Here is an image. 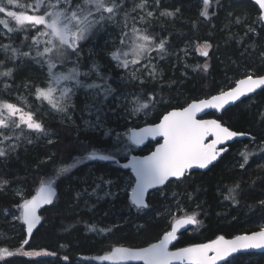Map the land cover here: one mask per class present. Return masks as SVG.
I'll list each match as a JSON object with an SVG mask.
<instances>
[{"label": "snow or ice", "instance_id": "obj_1", "mask_svg": "<svg viewBox=\"0 0 264 264\" xmlns=\"http://www.w3.org/2000/svg\"><path fill=\"white\" fill-rule=\"evenodd\" d=\"M201 5L199 16L211 21L213 16H217L220 9L231 7L227 5V0H199ZM259 13L256 19H250L244 13L234 15L227 12V19L236 25L246 28L245 35L258 36L264 33V0H254ZM211 8V12H210ZM132 11L137 12L134 20L138 19L149 23L153 20L159 21L164 18L168 22H175L181 15V8L176 5H167L162 0H133ZM127 20L128 13L125 0H0V39L7 38L10 41H19L18 47L11 45H0V54L4 55L0 59V85L5 89H11L15 83V77L21 74V64L25 59L30 64L38 65L39 68L46 69V83L43 87L35 84H25L24 88H30L37 100L46 102V106L55 113L61 114L65 119H70L68 113L74 109V97L79 89L92 90L93 107L97 115L95 120L97 126H102L100 113L102 112V101L98 100L100 91L103 90L104 98L116 93L117 89L112 88L106 82L87 83L81 77L88 78L90 73H96L98 79L104 80L99 75V69L95 64L88 72L78 70L79 59L82 52V42L94 38L100 32L113 24L119 23L120 18ZM10 22H14L10 26ZM127 24L121 28L116 41H113L115 50L109 53L112 60L117 62V67L128 70L133 66V70L127 74L129 81L137 80L138 77L134 66L147 70L148 79L156 78V66L152 64V53L156 52L159 59H164L167 55L165 38H158L144 29L133 27L131 33L126 31ZM259 29V32L257 31ZM264 39V37H262ZM191 43V42H190ZM212 47L207 40L197 48L200 55L208 57L209 49ZM26 49V50H21ZM11 53L8 55V53ZM17 60L20 63H17ZM72 64V67H67ZM151 65V67H150ZM185 67L189 65L185 64ZM209 65H197L194 71L202 70L207 72ZM58 69H64L58 71ZM39 70V69H38ZM144 84V80H139ZM264 88V75L253 77L246 75L243 79L235 81V87L228 90H221L217 95L208 99L197 100L189 103L179 110H172L162 116L159 123L145 127L139 132H133L131 139L134 144L140 145L148 137L155 139L162 137L163 143L155 151L145 158L133 157L131 167L135 171L134 187L131 188V202L125 203L128 214L145 213L151 208L150 200L146 196H151L149 189L155 190L157 194H164L165 187L172 183H180L187 179L193 169H208L210 165H215L223 153L227 152L226 147L229 141L235 137L244 135L231 131L225 127L220 120L197 118L199 113H204L208 109L226 110V106L241 101L242 97L249 93H255L257 89ZM15 90V89H12ZM115 98V97H114ZM158 97L150 93L123 94L120 101V110L126 111L130 116L140 113L147 115L151 108L156 106ZM242 102V101H241ZM116 107V105H113ZM25 128L30 130V134L37 137L47 138L49 144L53 143L45 129L44 124L36 118L32 111H25L17 104L7 100H0V161L10 159L16 154L21 144ZM111 134V130L108 133ZM211 138V139H210ZM116 139L122 142V137L117 133ZM254 139V138H253ZM31 139L27 143H31ZM225 145V147H220ZM117 147L116 151L119 152ZM86 155L75 159L69 167H61L55 172L54 178L35 180L37 188H33L27 180H20L15 173L0 172V211L5 216L9 215L8 208L4 207V202L14 206L20 215L12 213L13 219L23 221L27 226L26 235L32 234L34 226L40 222L41 215L38 212L43 208L48 211L57 208V189L66 180H71L69 173L77 165L85 161H116V154H98L93 149H85ZM244 156L243 163L239 165L241 169L248 163L247 156ZM264 159V155L260 157ZM53 170L57 162L53 157ZM127 168L129 165H123ZM74 174V173H73ZM59 181V182H57ZM23 185V187H18ZM17 186V187H14ZM131 186V184L129 185ZM239 188V185L236 186ZM127 192V188L121 189L120 185L112 179L99 177L94 180L91 190L81 188L77 184L73 189L76 199L82 200L88 206L89 201L95 197L97 201L101 199L98 190L104 193L105 197L115 198L119 191ZM236 189H228L225 200H232L238 203L233 193ZM264 206V201L260 202ZM177 204H179L177 198ZM95 206L94 204L92 205ZM199 207V206H198ZM199 213L194 212L183 218H175L172 213L169 216L170 222L163 231L159 242L147 248L114 247L108 254L97 257L101 261H131L142 260L145 264H171L174 258L179 261H186L187 264H233V261L240 256L250 255L252 250H260L264 253V229L252 233L237 235L232 239H225L219 236L204 244H197L191 247L179 249L175 252L168 251V245L176 240L178 232L187 230L186 226L199 225L201 221L197 219ZM143 218V217H140ZM124 215H121V220ZM92 232H112V228H99L94 225L89 228ZM28 240L23 239V244ZM17 255L32 256L31 252L12 251L5 247L0 249V260L8 264L6 257ZM39 256L40 253H35ZM65 260L68 257H64Z\"/></svg>", "mask_w": 264, "mask_h": 264}, {"label": "trees", "instance_id": "obj_2", "mask_svg": "<svg viewBox=\"0 0 264 264\" xmlns=\"http://www.w3.org/2000/svg\"><path fill=\"white\" fill-rule=\"evenodd\" d=\"M125 3L127 18L137 16V12L132 11L133 0H125ZM162 3L181 8V15L175 22L160 18L158 22L153 20L146 24L145 21H138L136 25V28L140 29L147 27L148 31L156 37L167 40L165 46L168 50L167 59L154 58L152 60V64L153 61L160 60L154 63L158 79L148 80L137 87L136 84H124L118 81L114 75L110 78L104 75V80L95 76L101 84L106 82L112 88L117 89L115 94L150 93L158 97L155 110L148 111L147 115L140 113L134 116L136 118L131 121L133 127L156 123L170 109H181L194 100L209 98L219 93L228 84L230 89L235 86V81L244 78L250 70L254 71L253 76L264 75V39H262L264 33L258 36L251 34L246 36V28L233 24L226 18L227 12L231 11L234 15L244 13L250 19H256L259 13L254 3L249 0H227V5L231 7L226 6V10L220 9L218 15L213 16L211 21L199 16L201 7L199 0H162ZM257 31L259 32V29ZM205 40L212 45L208 57L201 56L197 51L199 45ZM189 44L196 45L195 51L185 58L184 51ZM0 45L19 46V41L8 43L7 39H0ZM0 59H3L2 54H0ZM90 61L91 64L93 62L105 64L103 55L92 57L87 55L80 67L82 72L83 70L88 71ZM17 63L20 61L17 60ZM185 63L189 67L186 68ZM205 63H209L207 72L199 69L193 70L197 65ZM27 65L31 64L24 62L20 67V70H27L26 74L16 76L11 89H5L0 85V92L5 90L6 93H20L30 89L24 88L23 85L40 83L41 81L35 83L30 81L35 78V72ZM87 93L90 94L80 92L76 96L74 109L69 111L71 118L68 120L63 118L65 121L54 117L48 107L36 108L39 113L37 119L54 134L53 143L49 144L47 140H40L34 135L23 139L15 155L10 159L0 161V172L15 173L18 179L27 180L35 189L38 187L35 180L52 178L59 168L69 167L75 159L86 155V148L88 151H92L95 147L105 151L115 148L116 134H119L121 128L125 127L122 125L125 121L123 115L120 114L122 111L101 106L103 109L100 113L102 126H97L95 120L97 112L91 102L86 99ZM110 97L114 98L113 95ZM22 98L28 99L27 96ZM13 103L26 110L32 109L31 106L24 107L21 98ZM110 113L113 114L110 115ZM211 116L219 119L232 131L252 135L253 143H257L258 147H264V90L228 109L221 116L216 114H211ZM109 130H111L110 135L106 134ZM28 139L32 141L30 144L27 143ZM249 142L250 140L235 143L221 161L209 171L193 173L183 182L166 186L164 194H157L155 191L151 193L149 197L151 208L146 210L147 215L144 213V215L137 216L135 220L138 219L140 223L136 227L128 224L119 225L117 231L112 234V238L117 239L118 243L123 241L134 247L155 243L159 240L158 237L161 238L164 228L168 225L169 211L173 212L179 206L187 209L184 213L180 212L179 216L196 212L199 213L197 219L201 223L193 233L182 235L174 246L176 249L208 243L219 236L233 238L239 234L260 230L258 225L264 223V206L260 203L264 201V167H257V155L249 157L243 169L234 166L232 161L234 156L242 159L237 148L241 143L249 144ZM119 144L120 142L117 145ZM148 147H153V144H149ZM140 153L149 152L140 151ZM49 157L57 161L54 170L53 161L49 160ZM104 172H107L104 164L95 168L89 167L86 163L84 166L83 164L77 165L69 173H64L63 176L71 175V180L64 182L68 185V190L65 191L60 186L58 207H49L48 211H43V223L26 247H23L21 242L26 239L24 225L21 223V230H15L13 233L14 231L6 226L4 213L0 211V249L7 247L12 251H17V244H20L19 248L25 250V253L45 251L33 258L22 255L6 257L8 264H90L88 261L79 260L80 256L95 255L97 248L100 247L93 239L95 232L89 231V228L96 218L99 219L100 216L97 213H108L114 208H101L100 205V210L96 212L86 210L80 207L81 201L76 199L73 189L77 184L81 188H86L87 181H93V177H101ZM107 176L109 175L103 177L109 179ZM237 185L239 188H236ZM18 187H23V185ZM228 189H236L233 195L238 203L224 199L229 194ZM177 198L179 204H177ZM4 207L12 206L4 202ZM90 209L94 207L90 206ZM159 213L161 215L157 217ZM64 257L68 259L65 260ZM0 264H5V262L0 260ZM233 264H264V254L243 255L233 261Z\"/></svg>", "mask_w": 264, "mask_h": 264}, {"label": "rangeland", "instance_id": "obj_3", "mask_svg": "<svg viewBox=\"0 0 264 264\" xmlns=\"http://www.w3.org/2000/svg\"><path fill=\"white\" fill-rule=\"evenodd\" d=\"M23 2H24V0H21V3H23ZM212 2H215V0H213ZM138 21H141V20H138V19L134 20L133 17H130V19L127 18V20L125 21L121 17L119 23H113V24L109 25L106 28L105 31L100 32L94 38H90L88 41L82 42V52H81V56H80V59H79L78 70L80 72H82L81 68H80V65L83 63V61H84V59H85V57L87 55H89L90 57H92L94 55H96V56L103 55L104 58H105V64L104 63L103 64L102 63L97 64V63L93 62L92 64H90V68H89V69H91L93 64H95L97 66V68L99 69V75L100 76L104 77V75H115V77L117 78L118 81H122L124 84L125 83L133 84V85L136 84L137 87H139L141 85L139 83V80H144V83L147 82L148 80H151V79H148V77H147V70L143 69V68H140L139 65H136L134 67L136 69H139L136 72V75H137L138 79L129 81L128 78H127V74L133 70V66H130V68L128 70H125V69H122L120 67H117V62L112 60L110 55H109V53L111 51L115 50L114 47H113V41L117 40L118 35L120 33V30L124 26V24L125 23L127 24V28L125 30L128 31L129 33H131V29L133 27H136V25H138V23H137ZM12 24H14V22H10V26H12ZM4 39H7V38H3L1 40H4ZM7 42L8 43H15V41H10L9 39H7ZM12 47H18V46L12 45ZM195 47H196V45L192 46L191 44H189L188 48H185L184 57L186 58V56L187 57L191 56L192 52L195 51ZM22 50H26V49H22ZM167 54H168V52H167ZM151 55H152L153 58H158L159 59L158 54L156 52H153ZM185 58H183V60H186ZM158 59H157V61H153V64L160 62V60H158ZM164 59H167V55L165 56ZM207 64L209 65V63H207ZM27 66L31 67L30 69H32L33 72H35V78L30 80V81L35 83V82H38V81L42 80V78L45 77V72L46 71L45 72L43 70L41 71V68H39L38 65L31 64V65H27ZM72 66H73L72 64H68L67 67L70 68ZM150 67H151V65H150ZM89 69H88V71H89ZM44 70H46V69H44ZM62 70H64V69H58V71H62ZM26 71H27L26 69H21L20 70L21 74L25 73ZM88 71H84L83 70V72H88ZM253 74H254L253 70H250L247 73V75H252V76H253ZM95 76L97 77L96 73L93 72V73H90V76L88 78L81 77V79H84L85 82H87V83H92V82L101 83V82L97 81ZM157 79H158V76L156 75V78L154 80H151V81H156ZM36 85L40 86L39 83H37ZM43 85H45V83L42 84V87H43ZM228 87H229V84H228L227 87H225V88H223L221 90H228L229 89ZM2 89L4 90V88H2ZM99 91H100V96L97 97V99L100 100L102 98L101 99V101H102L101 106L107 107V108H110V109H114V110H118V111L120 110V101L122 99V93L121 94H119V93L115 94L114 93L113 96L115 98H111V97L109 98V96H108L107 99H105L104 98V94H103V90L101 89ZM80 92H89V93H91V95L89 96V100H90L91 104L93 105L92 90H88V89H83L82 88V89H79L77 91V95ZM0 93H1L0 100H7V101L13 103L15 101H18L21 98L24 101V103H28V101L24 100L22 97L29 96L30 100L36 106L38 105L39 102L41 104H43V108L46 106V102H43V101L35 99V94H34V92L31 89H27V90L22 91L20 93L19 92L6 93L5 90L3 92H0ZM75 102H76V97L74 98V104H75ZM113 105H116V107H113ZM43 108H41V109H43ZM48 109H49V107H48ZM24 110L25 111L34 112L35 115H36V118H37V116L39 114L37 112V110H26V109H24ZM151 110H155L154 107L151 108ZM52 114H53L54 117H57L58 119L62 118V119H59L60 121H65L63 119L64 118L63 115L55 113L53 111H52ZM112 114L113 113H110V115H112ZM120 114L123 115V117L125 118L126 122H129L127 124L124 121L123 124H122L123 126H125V127L121 128V131L119 133V135L122 137V142H120V144L117 145L118 144V141H117L116 147L112 148L111 150H108V151H105L102 148H96V147L93 148V149L97 150L98 154L115 153L116 154V158H118L120 160H126V158H128L130 156V154H132V153H134L136 151H146V152L147 151L148 152L152 151L153 147L137 148V147H135V146H133L131 144V142L129 140V131L133 127L131 125V121L133 119H135L136 117L128 115V113L126 111H122ZM68 116L71 118L70 113H68ZM46 131L49 134L48 138L52 139L54 134L52 132L48 131L47 129H46ZM31 136H32V134H30V130H27L25 128L24 134L22 136V140L25 139V138L31 137ZM34 136H36V135H34ZM39 138H40V140H43V141L47 140V138H45V137H39ZM152 144H153V142H152ZM117 147L120 149L119 152L116 151ZM237 149L239 150L238 154H239V156L242 157V159H238L236 156H234L233 160H232L234 166H239L241 163H243L244 156H242L241 153H244V155L247 156V159L249 157H253V156L257 155V162H258L257 167L258 168L259 167H264V159L260 158L262 155H264V147H258L257 143H253V141H250L249 144L241 143L240 147H238ZM86 163L88 164L89 167L93 166L95 168H97L99 165L104 164V166L106 167V171L107 172H104L101 175V177H103L105 175H109L107 177H109V179H112L117 184H119L121 189L127 188V192L119 191L117 189H114V191H119L118 196L115 197V198L105 197L104 193L102 191L98 190V194L101 197V199L99 201H97L96 198L93 197L89 201V205L88 206H86L83 203L82 200H79V201H81L80 202V207H82V208H84L86 210H92V211L96 212V211L100 210L99 209L100 205H101V208H103V207L107 208V209L114 208L112 211H110L108 213H103V212H101L100 214L97 213V215H99L100 217H99V219L96 218L95 222L93 223V225L97 229L105 228V227L113 229L112 232H105V233H99L98 231L95 232V235L93 236V239L97 242V244H99V246H100L99 248H101V249L97 248L98 251L96 252V254H99V255L105 254L106 252H109L110 250H112L116 246H124V245L130 246V245L126 244L123 241H120L118 243L117 239H113L112 238V236H113L112 234H114V232L117 231V229L119 228L118 227L119 225L120 226H123V225L125 226V225L128 224L130 226H135L136 227L138 225V223H140V222H139L138 219L137 220H135V219L137 218V216L144 215V213H138L137 214V213H135L134 210H133V213L128 214V208L125 206L126 201H127V203H130L129 193L131 192V188L134 185V183H131V182H133L135 180L134 177L128 171L124 170L122 168V166H120L118 164H114L111 167L112 163H105V161H85L83 163V166L86 165ZM99 177L100 176L93 177V181L97 180V178H99ZM52 178H54V176ZM46 179H51V177H47ZM93 181L89 180V181L86 182V188L87 189L91 190V186H92ZM130 184H131V186H129ZM67 186L68 185H65V184L61 185V187H63L65 191L68 190ZM59 188L57 190L60 193ZM93 204L95 205L94 209H90V206H92ZM185 211H187L186 208H184L183 206H179L177 209L173 210V212L172 211H169V212H170V214L174 213L175 214V218L179 219L181 217H184V216H179V213L180 212L184 213ZM8 212H9V215H7V216L4 215L5 216V220H6V226H8L11 230H13L14 231L13 233H15V230H21L20 224H21V220L22 219L21 220L13 219V216L11 215L12 213H15L17 216H19L20 212L14 206L8 208ZM122 214L124 215V219L123 220H121V215ZM160 215H161V213H159L157 215V217H160ZM189 215H191V214H189ZM169 222H170V219L168 218V222L167 223H169ZM3 224H5V223H3ZM166 228L167 227H165L164 230ZM258 228L259 229H263L264 228V223H261L260 225H258ZM193 231H196L195 228L192 229L191 231H189V233H193ZM123 235H125V233H123ZM123 235H122V237H124ZM21 242L23 243V240ZM19 246H20V244H17L18 250L24 252L25 250H23L22 248H19ZM100 250H103V251L100 253L99 252ZM37 252L42 254L41 251H31V253H33L32 256H27V255H22V256H27L28 258H33V257L37 256V255H35V253H37ZM80 261H82V260H80ZM88 262H90V264H97V263L91 262V261H88Z\"/></svg>", "mask_w": 264, "mask_h": 264}, {"label": "water", "instance_id": "obj_4", "mask_svg": "<svg viewBox=\"0 0 264 264\" xmlns=\"http://www.w3.org/2000/svg\"><path fill=\"white\" fill-rule=\"evenodd\" d=\"M249 1H251L252 3H254V0H249ZM255 4V3H254ZM257 7H258V5H256ZM253 77H256V76H253ZM243 79V78H242ZM235 87V86H234ZM264 90V88H261V89H257V91L255 92V93H249L247 96H245V97H242L241 98V101L242 102H244L245 100H248L249 98H252V97H254L256 94H258L259 92H261V91H263ZM218 94V93H217ZM217 94H214V95H217ZM214 95H212V96H214ZM210 98V97H209ZM202 99H208V98H201V99H198V100H202ZM194 101H197V100H194ZM241 101H237V102H235V104H233V105H230V106H226V110H215V109H208V110H206L204 113H199L198 114V116H197V118L199 119V118H204V119H217V118H215V117H209L211 114H216V115H218V116H221L224 112H226L228 109H230V108H232V107H234V106H236V105H238V104H240V103H242ZM193 102V101H192ZM191 103V102H190ZM186 107V106H185ZM180 109V108H179ZM179 109H175V110H179ZM172 110H174V109H172ZM172 110H170V111H172ZM217 120H219V119H217ZM160 121H158V122H156V123H159ZM221 122V121H220ZM156 123H154V124H156ZM154 124H149V125H146V126H143V127H139V128H134V129H132L131 131H130V137H129V139H130V142L134 145V146H136V147H139V148H144L145 146H147L149 143H151V142H157V141H161V143L160 144H162L163 143V138L162 137H156L155 139H153V138H151V137H148V138H146L145 140H144V142L142 143V144H140V145H136V144H134L133 143V141H132V139H131V134L133 133V132H139L141 129H143V128H145V127H149V126H152V125H154ZM225 126V125H224ZM225 127H227V126H225ZM232 131V130H231ZM236 132V131H235ZM237 133H239V132H237ZM244 135H241V136H237V137H235L232 141H229L228 143H227V145H226V147H227V149H228V151L227 152H225V153H223L222 154V156H221V158L217 161V162H215V165L219 162V161H221V159L230 151V148H231V146H233L235 143H237V142H243V141H246V140H254L253 138V136L252 135H250V134H246V133H243ZM211 139V138H210ZM159 146V144L155 147V149L157 148ZM220 147H225V145H221ZM155 149L152 151V152H150L149 154H146V155H140V154H132V155H130L122 164H121V166H122V168L124 169V170H126V171H129L133 176H134V178H135V171H134V169L131 167V165L133 164V157H137L138 159H143V158H145V157H147V156H150L154 151H155ZM103 155H106V154H103ZM118 160V158H116V161ZM105 162H111V161H105ZM123 165H129V167H127V168H125V167H123ZM213 167V165H210L209 166V168L208 169H193L192 170V174L193 173H196V172H200V173H205V172H207V171H209L211 168ZM133 187H134V185H133ZM155 190H153V189H149V193L151 194V193H153ZM57 192H58V190H57ZM59 193V192H58ZM129 197H130V201H131V192H130V194H129ZM146 200H149V196H146ZM45 207H50V206H45ZM43 210V208L38 212V214L39 215H41V211ZM42 217V216H41ZM181 218H183V217H181ZM41 224H42V218H41V220H40V222L39 223H37L35 226H34V228H33V231H32V234L30 235V236H28L27 235V240H28V243L27 244H25V245H28L29 243H30V241H31V239H32V237H33V235H34V233L37 231V229L41 226ZM198 225H192V226H186V228H187V230H181L180 232H178V234H177V239L176 240H174V241H172V243H170L169 245H168V251L169 252H175V251H178L179 249H183V248H174V246H175V244L180 240V238L182 237V235H184V234H186V233H189V231H191L192 229H194V228H196ZM26 228H27V226H26ZM264 229V228H263ZM261 230V229H260ZM259 231V230H258ZM254 232H256V231H254ZM252 233V232H251ZM243 234H245V233H243ZM250 234V233H249ZM239 235H241V234H239ZM234 238V237H233ZM225 239H232V238H226L225 237ZM216 240V239H215ZM159 242V241H158ZM158 242H156V243H158ZM153 244H155V243H153ZM152 245V244H151ZM195 245H197V244H195ZM150 245H148V246H143V247H141V248H147V247H149ZM191 246H194V245H191ZM191 246H188V247H191ZM116 247H118V246H116ZM119 247H128V246H119ZM130 248H133V247H130ZM138 248H140V247H135L134 249H138ZM184 248H187V247H184ZM106 254H108V253H105V254H102V255H106ZM251 254H264V253H262L260 250H252V252H251ZM102 255H99V254H95V255H87V256H80L79 257V259H81V260H87V261H91V262H95V263H97V264H145V262L144 261H142V260H131V261H120V262H116V261H101V260H99V259H97V257H99V256H102ZM171 264H187V262L186 261H179V260H176V259H172L171 260Z\"/></svg>", "mask_w": 264, "mask_h": 264}, {"label": "flooded vegetation", "instance_id": "obj_5", "mask_svg": "<svg viewBox=\"0 0 264 264\" xmlns=\"http://www.w3.org/2000/svg\"><path fill=\"white\" fill-rule=\"evenodd\" d=\"M171 110V109H170ZM218 116V115H217ZM209 117H213V116H209ZM216 118V117H215ZM154 124V123H153ZM133 126V125H132ZM251 141V140H250ZM161 143V141H157V142H153V150L155 149V147L158 145V144H160ZM149 144H152V142L151 143H149ZM148 144V145H149ZM148 145L147 146H145L146 148H148ZM152 150V151H153ZM152 151H150V152H152ZM149 152V153H150ZM134 153H136V154H140V155H142L141 153H140V151H136V152H134ZM149 153H147V154H149ZM133 154V153H132ZM132 154H130V155H132ZM143 155H146V154H143ZM127 159V158H126ZM125 160H120V159H118L117 160V162H112V165H111V167L114 165V164H118V165H120L121 166V164L124 162ZM129 172V171H128ZM132 175V174H131ZM133 176V175H132ZM134 177V176H133ZM130 194V193H129ZM150 197V196H149ZM129 199H130V197H129ZM131 202V201H130ZM161 238H162V236H161ZM159 241V240H158ZM157 241V242H158ZM156 243V242H155ZM153 244V243H152ZM151 245V244H150ZM124 246H126V245H124ZM145 246V245H144ZM146 246H148V245H146ZM128 247H133V246H128ZM141 247H143V246H141ZM140 247V248H141ZM133 248H135V247H133Z\"/></svg>", "mask_w": 264, "mask_h": 264}, {"label": "bare ground", "instance_id": "obj_6", "mask_svg": "<svg viewBox=\"0 0 264 264\" xmlns=\"http://www.w3.org/2000/svg\"><path fill=\"white\" fill-rule=\"evenodd\" d=\"M121 92V91H120ZM252 141V140H251ZM25 234H26V230H25ZM26 238H27V235H26Z\"/></svg>", "mask_w": 264, "mask_h": 264}]
</instances>
